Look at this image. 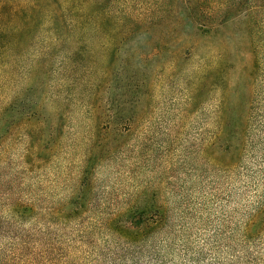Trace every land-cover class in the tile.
<instances>
[{"label":"rangeland","instance_id":"obj_1","mask_svg":"<svg viewBox=\"0 0 264 264\" xmlns=\"http://www.w3.org/2000/svg\"><path fill=\"white\" fill-rule=\"evenodd\" d=\"M233 15L197 33L175 66L169 52L150 56L152 45L119 51L93 112L79 81L57 73L0 81L3 252L63 264H264V81H252L246 20ZM220 48L217 86L210 73L188 81ZM75 197L85 204L73 216ZM147 202L165 212L158 230L147 236V222L134 228L126 214L121 225L140 241L108 228Z\"/></svg>","mask_w":264,"mask_h":264},{"label":"trees","instance_id":"obj_2","mask_svg":"<svg viewBox=\"0 0 264 264\" xmlns=\"http://www.w3.org/2000/svg\"><path fill=\"white\" fill-rule=\"evenodd\" d=\"M29 2L32 0H0V81H16L23 73L29 81L40 71L48 76L57 73L60 80L79 81L74 89H79L77 95L83 99L79 103L90 112L96 106L95 84L109 74L119 51L152 45L150 56L169 52L167 64L175 66L179 56L193 47L197 33H209L234 13L246 20L254 55L252 81H264V0H47L48 10L31 7ZM133 40L137 42L134 48ZM172 44H177L176 49ZM127 57L122 69L128 67ZM214 57L215 62L205 61L188 81H203L210 73L215 75L212 87L217 86L221 48ZM144 58H149L147 53ZM91 152L87 162L95 157ZM86 187L84 178L79 189ZM84 204L82 198L75 197L71 215H78ZM130 210L116 214L107 223L111 231L130 243L140 241L141 234L121 225L124 214L134 228L147 222V236L166 221L165 212L148 202L147 207ZM30 254L0 249V264H63L56 257L34 250Z\"/></svg>","mask_w":264,"mask_h":264}]
</instances>
